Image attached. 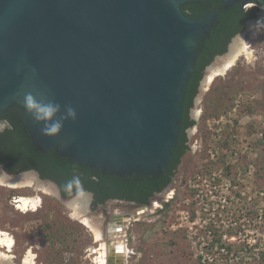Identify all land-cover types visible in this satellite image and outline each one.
<instances>
[{
    "label": "water",
    "instance_id": "obj_1",
    "mask_svg": "<svg viewBox=\"0 0 264 264\" xmlns=\"http://www.w3.org/2000/svg\"><path fill=\"white\" fill-rule=\"evenodd\" d=\"M193 1L0 0V115L13 103L25 109L27 94L59 104L56 119L71 107L76 119L65 120L55 137L43 135L44 123L26 111L39 150L55 149L109 174L167 172L198 43L220 13L191 18L181 6ZM222 1L226 9L240 1L264 6V0ZM155 199L136 205L122 224L155 211Z\"/></svg>",
    "mask_w": 264,
    "mask_h": 264
},
{
    "label": "rangeland",
    "instance_id": "obj_2",
    "mask_svg": "<svg viewBox=\"0 0 264 264\" xmlns=\"http://www.w3.org/2000/svg\"><path fill=\"white\" fill-rule=\"evenodd\" d=\"M238 36L248 49L241 50L224 73L210 80L207 71L201 81L192 108L196 124L189 129L191 150L172 187L164 192L163 207L139 217L140 222L131 221L122 231V235L128 233L129 249L135 252L126 264H200L198 253L203 244L199 239L205 236L207 241L210 230L215 238L226 234L229 244H245L247 250L232 256V264H264V27L249 20L244 31L231 39L227 52L209 67L232 52ZM5 126L0 122V131ZM35 172L25 173L33 175L32 184L0 186L4 198L0 201V230L14 234L15 250L24 252L30 232L60 238L62 232L78 228L86 251L94 245L93 234L72 216L70 206L79 195L61 198L56 185ZM3 175L11 174L0 166ZM50 187L54 192L47 191ZM10 189L23 196H38L42 207L36 212L18 210V195L9 197ZM169 190L175 191L170 199L166 196ZM122 208L108 205L109 212ZM101 210L88 207L87 215L93 222L104 220Z\"/></svg>",
    "mask_w": 264,
    "mask_h": 264
},
{
    "label": "trees",
    "instance_id": "obj_3",
    "mask_svg": "<svg viewBox=\"0 0 264 264\" xmlns=\"http://www.w3.org/2000/svg\"><path fill=\"white\" fill-rule=\"evenodd\" d=\"M263 8L264 6L257 2L254 6L245 8L244 2L240 1L226 9L222 0H196L181 6L182 11L191 18H199L211 11H220V13L210 27V34L204 36L198 43L196 67L185 90L180 133L173 159L168 166V173L109 174L79 164L70 157L60 155L55 149L39 150L26 129L24 108L17 103L3 110L0 115V122L6 123L5 128L0 131V166L9 173L36 170L43 179L52 180L59 185L64 197H74L85 191L92 192L96 205L109 199L149 203L156 194L172 187L174 176L183 158L191 150L187 129L196 124V120L190 116V111L199 93L204 69L216 56L227 52L231 39L244 31L246 23L257 18ZM16 195L23 196L20 191L10 189L9 197ZM0 201L4 202L2 195ZM216 241L221 250L225 244L221 242V238H216ZM226 248L228 251L226 254H221V251H211V253L224 255L227 259L247 250L242 243H230Z\"/></svg>",
    "mask_w": 264,
    "mask_h": 264
},
{
    "label": "flooded vegetation",
    "instance_id": "obj_4",
    "mask_svg": "<svg viewBox=\"0 0 264 264\" xmlns=\"http://www.w3.org/2000/svg\"><path fill=\"white\" fill-rule=\"evenodd\" d=\"M211 63L208 66H206V68L204 69L203 77L205 73L208 71V68L211 65ZM192 108L190 111V116L192 119L195 120L192 114ZM25 113L26 110L24 109V115ZM193 126H190L187 129L189 145H190L189 129H191ZM37 173L39 174V172ZM166 173H168V171ZM177 173L178 171L176 172L173 181L175 180ZM89 193H91V201H89V199L87 201L85 200L84 201L85 203L83 201H70V206H72L74 209L72 216L76 217L77 221H79V223H82L84 226H86L93 234L94 245L93 246L91 245L86 251L83 250L81 247L80 230L77 228L62 232L60 238H58L56 235H47L46 233L40 234L39 232H37V234H34L30 232L26 238V249L24 252H18L17 249L15 250L17 239L14 234H11V236L14 238V245L11 251H8L7 247H2L1 251L4 252L3 254H5L6 256L8 255L11 258L12 264H25V260L29 261L27 264H100L101 263L100 260L102 258L105 260L104 264H126V259L132 257L131 255L135 254V252L129 249L130 243H129L128 233L126 232L125 235H122L123 233L122 231L128 228V224H132V222L127 224H122V220L124 219L123 216L129 213L131 214V217H133L136 209L138 208L136 207V205L143 203H138L136 201H130L125 199H109L104 203H98L96 205L94 194L92 192ZM155 196H157V194ZM64 198H72V197H64ZM40 202H39V207L37 208L36 211H38L42 207L43 201L41 200ZM15 204H16V208L20 210V208H18L19 207L18 204L17 203ZM89 204H90V208L92 207V210L93 209L100 210V208L108 210L109 204H115L118 206H122L123 208L122 210H119L120 212L115 213L114 210L113 212L112 211L109 212L110 217L105 216L106 219L104 220H98L93 222L92 219H90L87 215ZM113 214H116V217ZM82 215L86 219V221H84V219L81 218ZM144 217L145 216H142L141 219H143ZM128 220L130 219H126V221ZM131 221L140 222V218L132 219ZM90 225L97 227V229L101 234L100 237L96 236L94 230ZM119 225H121L123 229L119 228L118 227ZM123 236L126 238L123 240L120 239ZM102 248L105 250H103ZM97 257L98 258L100 257V259H98Z\"/></svg>",
    "mask_w": 264,
    "mask_h": 264
},
{
    "label": "bare ground",
    "instance_id": "obj_5",
    "mask_svg": "<svg viewBox=\"0 0 264 264\" xmlns=\"http://www.w3.org/2000/svg\"><path fill=\"white\" fill-rule=\"evenodd\" d=\"M242 38H243L242 36H238L237 40L234 41L235 43L232 45L233 46L232 52H230V54L228 56L223 58V60L218 61L216 63V65L209 67L208 77H210V80H212L214 78V76H216L220 73H224L234 63V60L240 54L239 52H241V50L248 49V48H246V46H245L246 43H244ZM32 183H33V175L32 174L26 175L24 173V174H18V175L0 176V186L7 185V186L12 187V188H18V187H23V186H26V185H29ZM46 189H47V191H53L54 192V189L52 187L46 188ZM88 199L89 198L86 195H80L74 201H83L84 202L85 200L87 201ZM15 201H16V203H19L18 208H20L21 211H23V212L27 211L28 212V211H36L37 210V208L39 207V202L41 201V198H39L38 196L37 197L18 196ZM40 203H42V202H40ZM76 204H78V203H76ZM77 206H79V205H77ZM159 206H160V204L158 202L153 204L152 211L154 210V208L159 207ZM85 210H86V207H85ZM76 215H78V214H76ZM81 218H83L84 221H86V219L83 217V215L81 216ZM92 228H93L96 236L100 237L101 234H100L99 230L97 228H94V227H92ZM13 245H14V238L11 236V234L7 231L0 230V264H12L11 258L8 255L6 256L5 254H3L4 252L1 251V248L7 247L8 251H11ZM103 250H105V249H103ZM105 253H107V252H105ZM98 255H99V253H98ZM98 259H100V257ZM104 261L105 260L102 258L100 260V262H101L100 264H104ZM28 262L29 261L25 260V264H27Z\"/></svg>",
    "mask_w": 264,
    "mask_h": 264
},
{
    "label": "clouds",
    "instance_id": "obj_6",
    "mask_svg": "<svg viewBox=\"0 0 264 264\" xmlns=\"http://www.w3.org/2000/svg\"><path fill=\"white\" fill-rule=\"evenodd\" d=\"M24 105L26 111L32 115L34 121L44 123L41 131L43 135L48 137L57 136L63 129L65 120L76 119V112L71 107L66 109V115L62 120L56 119L57 114L60 112V105L53 102H38L32 94H27L24 97Z\"/></svg>",
    "mask_w": 264,
    "mask_h": 264
},
{
    "label": "built area",
    "instance_id": "obj_7",
    "mask_svg": "<svg viewBox=\"0 0 264 264\" xmlns=\"http://www.w3.org/2000/svg\"><path fill=\"white\" fill-rule=\"evenodd\" d=\"M255 3H245L244 7L245 8H249L251 6H254ZM264 11V8L262 9ZM255 25L257 27H264V12L263 14H260L256 19H254ZM206 181V180H205ZM198 184H193V187L196 188L198 187ZM202 191V190H201ZM167 192V191H165ZM174 192L172 190H169L168 194L166 195L167 198H173L174 197ZM214 191L210 190V193L212 194ZM202 196V194H198L197 195ZM215 196V195H213ZM212 196V197H213ZM156 199L155 201H153V204H155L156 202H158L160 204L159 207H156L155 210L162 208L163 207V201L166 200L165 196H164V192L157 194V196H155ZM167 199V200H169ZM190 200V199H188ZM224 201H226L224 199ZM16 203V202H15ZM209 235H208V240L205 241V236L200 237L199 241L201 242L200 244H203L201 246V250L198 253V257L201 258L200 259V264H232V256H230L229 258H225L224 255H219V254H215L213 255V253H211V251L213 252H218L221 251V254H226L228 253L226 245H228L229 243L225 242L226 239V234H220L218 238H221V242L224 243L225 245L221 248V250L219 249V243L216 241V234H213V231L210 230L208 231ZM228 237V236H227ZM231 238H235V236H231ZM218 243V244H216ZM195 244H197V241L195 242ZM215 257H218V259H216Z\"/></svg>",
    "mask_w": 264,
    "mask_h": 264
}]
</instances>
